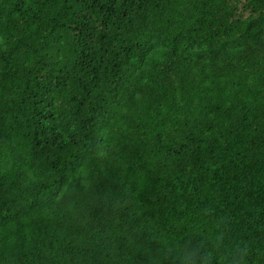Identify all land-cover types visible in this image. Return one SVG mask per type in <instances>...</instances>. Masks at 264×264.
<instances>
[{"label": "trees", "instance_id": "trees-1", "mask_svg": "<svg viewBox=\"0 0 264 264\" xmlns=\"http://www.w3.org/2000/svg\"><path fill=\"white\" fill-rule=\"evenodd\" d=\"M0 264H264V0H0Z\"/></svg>", "mask_w": 264, "mask_h": 264}]
</instances>
